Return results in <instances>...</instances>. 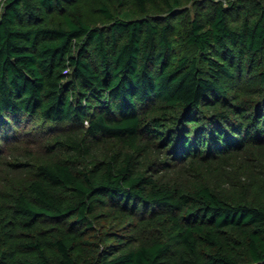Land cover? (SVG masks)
Listing matches in <instances>:
<instances>
[{"label":"trees","instance_id":"trees-1","mask_svg":"<svg viewBox=\"0 0 264 264\" xmlns=\"http://www.w3.org/2000/svg\"><path fill=\"white\" fill-rule=\"evenodd\" d=\"M0 264H264V0H0Z\"/></svg>","mask_w":264,"mask_h":264},{"label":"rangeland","instance_id":"rangeland-1","mask_svg":"<svg viewBox=\"0 0 264 264\" xmlns=\"http://www.w3.org/2000/svg\"><path fill=\"white\" fill-rule=\"evenodd\" d=\"M92 4H94V3H92ZM73 8H74V11H77L79 13L82 12V11H84V14L87 13V15H90L91 16V17L89 16L90 18H92V19L95 18V16L93 15V13L89 12V5H87L83 1L82 2L81 1L77 2ZM83 8H85V9H83ZM31 128H32L31 125H27L25 127V130H22V131L25 132V134L27 132L26 136L24 137V140L25 141H21L20 143L17 142L15 144H18L19 143V146H29L32 149H34V148L36 149V146H39V145L43 144V142H45V139L43 137H41V136H32L34 133H32V132L29 131V130H31ZM38 131H40V130L38 129ZM27 137L29 138V140H31L28 143H27ZM3 144H4V142H1V145L2 146H3Z\"/></svg>","mask_w":264,"mask_h":264}]
</instances>
